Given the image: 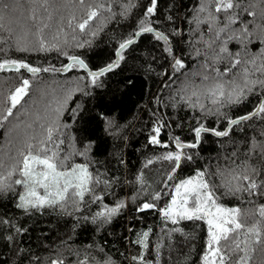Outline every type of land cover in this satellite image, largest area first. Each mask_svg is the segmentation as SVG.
Wrapping results in <instances>:
<instances>
[{"label": "trees", "instance_id": "1", "mask_svg": "<svg viewBox=\"0 0 264 264\" xmlns=\"http://www.w3.org/2000/svg\"><path fill=\"white\" fill-rule=\"evenodd\" d=\"M91 2L86 0L82 6L79 0H48L46 5L44 0H0V7L8 5L0 20L3 25L0 28V61L15 59L41 69H56L39 73H30L26 69L19 72L0 71V101L23 79L31 81L29 94L21 105L13 109V116L0 126V163L3 164L0 176L7 175L26 141L34 136L36 139L32 143H36L42 138L44 130L40 125L50 122L51 109L56 102L62 100L69 90L79 87L80 90L73 91L60 116L61 138L64 139L61 155L73 150H87L85 156L74 155L69 163L90 161V171L101 180L95 186V195L103 197L96 203H90V197L86 196L80 210L69 205L63 211L57 207L26 213L16 207L17 194L23 191L20 186L0 193V221H4L0 223V264H50L52 259L57 258L63 259L64 264H79L80 261L97 264L105 258H110L112 264H135L131 257L141 251L135 241L141 232L149 228L152 230L148 238L151 254L146 253L149 259L155 257V245L162 243L160 264H201L207 239L205 222L181 221L178 225H172L163 221L157 210L138 212L137 208L155 191L166 193L156 202L158 208L164 207L171 198L176 182L194 175L197 169L209 167L214 171L215 166L225 164V158L234 150H238L241 160L246 159L244 153L251 138L264 139L260 135L264 131V121L257 118L246 121L234 127L228 137L202 134L200 146L188 150L197 152L198 157L194 162L182 165L172 181L166 180V173L171 168L168 162L156 160L147 167L145 165L148 159L162 156L169 150L175 151L174 145L170 144L165 149L151 145L149 138L160 122L163 124L159 136L162 143H170L172 136H179L184 142H194L191 129L197 126L198 120L205 127L223 130L228 118L250 112L259 103L258 95L264 93L257 89L243 103L225 107L220 116L194 111L180 101L186 77L181 72L174 74L171 65L174 63L173 57H178L186 65L183 73L201 71L203 57H197L193 48L195 35L191 29L195 25L189 24L193 8L199 0H158L157 14L153 19L159 23L153 26L165 34H170L173 29L182 33L179 36L170 35L171 55L164 51L166 45L163 41H157L152 33H144L124 50V60L119 67L99 77L96 85L90 83L87 70L78 66L61 72L70 56L84 60L91 71L105 67L115 60L119 44L138 30L142 7L134 8L125 19L121 13L129 0H105L106 5H111V12H103L85 32H73L67 25L68 19L75 15V27L76 22L85 18L87 3ZM132 2L143 5L147 0ZM34 12L38 18L36 20L32 19ZM112 14H115L114 17ZM168 16L173 18L172 21L167 20ZM260 22L258 17L256 23ZM44 23L49 25L44 29L46 39L51 40L57 28L63 27L64 33H67V43L62 33L56 41L58 50L39 51L35 33ZM200 28L207 39V26L201 25ZM92 32L97 34L93 36ZM25 35L30 42L29 50L19 51L15 47V40ZM258 35L254 34L253 44L249 45L252 53L264 47L256 38ZM78 44H84V47H78ZM195 47L202 49L199 44ZM228 47L236 52L241 46L232 41ZM220 67L222 69L224 65ZM188 79L193 77L189 76ZM195 82L199 83L198 77ZM202 102L212 107L210 102ZM252 163L258 165V158H254ZM141 172L144 185L136 180ZM212 179L217 184L223 182L218 176ZM103 181H108L110 186L106 187ZM121 201L126 206L109 222L102 224L99 219L93 222L92 217L104 205L113 207ZM220 202L226 206L238 205L242 209L255 206L229 196H221ZM260 203H264V199L256 200V204ZM174 227L183 229L191 238L185 239L181 233H171L169 238L167 230ZM17 228L26 231L17 233ZM8 236L13 239H6ZM251 264H264V253L260 246L252 254Z\"/></svg>", "mask_w": 264, "mask_h": 264}, {"label": "snow or ice", "instance_id": "2", "mask_svg": "<svg viewBox=\"0 0 264 264\" xmlns=\"http://www.w3.org/2000/svg\"><path fill=\"white\" fill-rule=\"evenodd\" d=\"M47 3L48 0H44V4ZM79 4L84 6L86 0H79ZM157 6L158 0H147V3L143 5L129 0L123 6L121 15L125 19L132 14L134 8L142 7L138 30L132 34V37L119 44L114 61L98 71L89 70L87 72L92 85L97 84L99 77L119 67L120 62L124 60V50L135 43L134 37H139L144 33H152L157 41H163L166 45L164 51L169 55L172 54L170 35L179 36L182 33L178 29H173L170 34H165L153 26L159 23L153 19L157 14ZM7 9V4L0 7V20L3 19L2 13ZM105 11L111 12L110 4L106 5L105 0H92L91 3H87L85 18L76 22L73 27V22L76 21L73 15L68 19L67 25L72 28L73 32L79 30L83 33L89 24ZM112 15L114 17L115 14ZM258 17L260 23H256ZM32 19H38L35 12ZM172 19L171 16L167 17L168 21ZM189 24L195 25V28L191 29L195 35L194 53L197 57L202 56L203 60L200 64L201 71L183 73L182 70L186 68L184 60L173 57L174 63L171 65L173 73L181 72L186 77L180 101L194 111L199 110L205 115L220 116L223 115L222 110L225 107L243 103L250 95L256 93L257 89L264 93V47L255 53L249 51V45L253 44L255 33L260 34L256 38L264 45V0H199L198 5L193 8ZM201 25L207 26V39L200 28ZM235 25L239 27H234ZM2 27L3 25L0 24V28ZM46 28H49V25L44 23L42 27L37 28L35 33V42L39 51L58 50L59 44L56 41L62 33L65 35L64 42L67 43V33H64L63 27L57 28L51 40L46 39L44 35ZM96 34V32L91 33L93 36ZM72 38L75 39V36ZM232 41H236L241 46L236 52L229 50L228 45ZM197 44L202 45V49L195 47ZM29 46L30 42L26 35L15 40V47L19 51H28ZM77 46L84 47V44ZM69 60L72 63L65 65L61 71H67L76 66L88 69V65L78 56H70ZM221 64L224 65L222 69ZM21 69H26L30 73L56 71V69L33 67L22 60L0 61V71L19 72ZM189 76L193 79H188ZM196 77L199 78V83L195 82ZM30 86L31 81L23 79L19 86L0 101V126L13 116V109L21 105L24 97L29 94ZM78 90H80L79 87L69 90L62 100L56 102V106L51 109L50 122L47 125L43 123L40 125L44 130L42 138L36 143H32V140L36 139L34 136L26 141L24 149L18 153L19 158L15 159L10 166L7 175L0 176V193L14 190V186L17 185L23 189L17 194L16 207L26 213L31 210L57 207L63 211L69 205L80 210L81 205L86 202V196L90 197V203L103 199L102 196L95 195V186L99 185L101 180L90 171L91 162L69 163L74 155L85 156L87 150L84 152L73 150L61 155V145L64 144V139L61 138L60 116L71 99L73 91ZM258 99L259 103L250 112L236 118H228V127L223 130H218L216 127H205L198 120L197 126L191 129L194 142H184L179 136H172L170 143H162L159 136L163 124L158 122L153 128L154 134L150 136L149 143L165 149H168L171 144L174 145L175 151L169 150L162 156L148 159L145 167L156 160L168 162L171 168L166 173V180H174L182 165L192 163L198 157L197 152L188 150H195L200 146L202 134L211 133L218 138L228 137L234 127L246 121L254 118L264 121V95H258ZM202 100L210 102L212 107H208ZM260 135L264 137V131ZM244 156L246 159L241 160L238 150H234L225 158V164L215 166L214 171L209 167L197 169L194 175L180 179L174 184L171 199L164 207L158 208L156 202L160 201L162 195L166 193L155 191L145 199L137 211L157 210L161 219L172 225H178L181 221L205 222L207 239L201 256V264H251L252 254L257 251V246H260L261 252L264 253V203L256 204V200L264 199V139L257 140L252 137ZM254 158H258V165L252 163ZM0 167H3L2 163ZM14 176L19 178L13 179ZM214 176L221 177L223 182L217 184L212 179ZM136 180L144 185L142 172ZM103 183L106 187L110 186L108 181H103ZM165 186H167L166 182ZM221 196L234 197L241 202L246 201L255 206L250 209H242L238 205L226 206L220 202ZM125 206L123 201L113 207L104 205L102 210L92 217V220L94 223L98 219L102 224L107 223ZM25 231L26 229L22 228L16 229L17 233ZM151 231L149 228L141 232L135 241L141 248L138 255L131 257L135 264H160L161 249L164 247L162 243L155 245L154 259H149L146 255V253L151 254L148 239ZM171 233H181L185 239L191 238L190 234L184 233L179 227L167 230L169 238ZM6 239L11 241L13 237L8 236ZM50 264H64V260L52 259ZM79 264H86V261H80ZM97 264H112V261L110 258H105Z\"/></svg>", "mask_w": 264, "mask_h": 264}, {"label": "water", "instance_id": "3", "mask_svg": "<svg viewBox=\"0 0 264 264\" xmlns=\"http://www.w3.org/2000/svg\"><path fill=\"white\" fill-rule=\"evenodd\" d=\"M134 39L136 40V37H134ZM116 59V58H115ZM70 63H72V61H68V63L66 64V65H68V64H70ZM64 68V67H63ZM63 68H61V69H63ZM61 69H60V71H61ZM89 71V69H87V72ZM96 71H98V70H96ZM61 72H65V71H61ZM228 127V124H227V126H226V128Z\"/></svg>", "mask_w": 264, "mask_h": 264}, {"label": "rangeland", "instance_id": "4", "mask_svg": "<svg viewBox=\"0 0 264 264\" xmlns=\"http://www.w3.org/2000/svg\"><path fill=\"white\" fill-rule=\"evenodd\" d=\"M171 199V198H170ZM170 201V200H169Z\"/></svg>", "mask_w": 264, "mask_h": 264}]
</instances>
